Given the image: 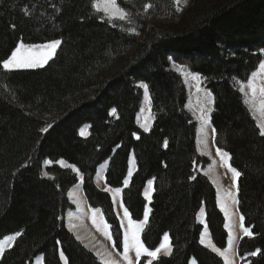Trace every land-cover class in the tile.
<instances>
[{"label": "trees", "instance_id": "16d2710c", "mask_svg": "<svg viewBox=\"0 0 264 264\" xmlns=\"http://www.w3.org/2000/svg\"><path fill=\"white\" fill-rule=\"evenodd\" d=\"M94 1L0 0V241L20 234L0 264H33L38 257L63 264L61 253L68 264H100L66 227L78 175L61 162L83 175L88 202L103 211L120 250L112 199L94 179L109 162L107 185L123 187L133 153L137 171L123 192L124 205L142 220L144 191L153 181L142 240L150 251L166 234L172 244L171 255L154 264H224L201 244L202 209L216 247L226 248L228 234L216 190L200 173L209 162L198 152V124L170 60L200 75L214 97L215 143L240 172L239 210L254 233L239 244L241 264H264V136L236 87L264 58V0H194L182 14L176 0H119L144 26L140 38L104 20ZM54 40L62 45L45 68L2 70L20 43ZM140 84L151 93L148 133L137 123ZM85 126L88 138L79 134Z\"/></svg>", "mask_w": 264, "mask_h": 264}, {"label": "rangeland", "instance_id": "374dc122", "mask_svg": "<svg viewBox=\"0 0 264 264\" xmlns=\"http://www.w3.org/2000/svg\"><path fill=\"white\" fill-rule=\"evenodd\" d=\"M170 1L173 3L175 0H170ZM193 1L194 0H179V4H177V2L175 1L177 5L175 6V8L180 12V14H182L184 11L188 10V8L192 6ZM117 4L120 8H122L119 4V0H117ZM122 9L126 13L125 19L120 20L114 18L111 21H109L107 15L103 11L98 12L96 8H94V10H96L99 14H101L103 19L106 20L107 22L115 24L117 26L121 25V27L127 30L129 33H132L137 38H140L142 35L141 30H143L144 26L139 24L137 20L132 15H130L131 13H128L124 8ZM155 18L157 17L156 16L152 17L148 21V24H152V22H155ZM46 44H35V45L24 44V45L26 47L31 46L30 48H28V52L38 51L40 53H43L44 51H46V49L40 46ZM61 45L62 43L57 47L52 58L49 59L48 62L44 64L42 67L16 68L11 70H6L2 66V70L5 73H11L15 71H32V70L42 69L56 58L61 48ZM170 62H171L172 70L183 78L184 83L188 89V104L186 109L198 124V147H199L198 151L200 156L206 158L209 162L208 165H206L204 168L201 169L200 173L204 175L208 180H210L211 181L210 183L216 189L219 210L225 217L226 228L229 233L228 245H227V249L225 250V254H226L225 257L229 259L230 264H234V262L229 257L239 259L238 245H239V241L243 237V236L241 237V233L243 231L240 227L241 221L239 220L241 214L239 211V201H238V183H237L238 177L233 178V174L231 171V169H233L231 165L232 161L229 154L227 153L226 157L217 154L218 148L215 143V132L213 133L212 131L213 130L212 115H213V107H214V98L212 94L205 89L204 80L200 75L192 73L188 67L179 64L177 62H174L173 60H170ZM258 77L260 80V84L264 85V73H260ZM254 83L257 87L258 81H254ZM240 86H241L240 82H237L236 87L240 89ZM140 88L143 91V99H142L141 110L138 116L137 123L139 127L142 129V131L148 133L152 129L153 117H154L151 109L152 107L151 95L147 87V98H146L145 89L142 87ZM257 96H258V100H257L258 105L261 106V101L264 100V97H262L259 93ZM245 98L246 100L252 102V100L255 97H253L251 93V95H246ZM252 104L254 105L255 107L254 109L256 111L248 107L249 105L247 106V108L250 111V113L253 115V117L258 122H260V113H259L258 105L255 102H252ZM201 116H203L207 120V124L204 125L203 127L200 119ZM54 119L55 117L54 118L51 117V118H47L46 121L48 122V124H50ZM145 124L148 127L147 131H145V128L142 127V125ZM79 134L83 138H88L90 136L89 127L85 126L84 128H82ZM222 152L226 153L224 151ZM59 164L64 169L70 168L67 163L61 162ZM47 165H49V163H47ZM108 165L109 162H106L102 164V166L98 169L96 180L94 179V184L101 192L103 191L107 192L112 198V202L114 205V212L119 220L122 231L121 249L120 251L117 252L119 256L111 257V258L108 257V255L111 256L112 254L111 247L113 248V250L115 248L117 249L114 242L112 228L108 224L103 211L101 209L93 208L88 204L83 189L82 178L71 192V199L74 207L66 214L68 228L70 229L71 233H73L75 239L78 242H80L86 250L90 251L96 258H98V262L100 264H102L103 261H114L115 264H129V260L132 261V264H147L150 258L146 256H141L139 260H137L134 249L128 252L129 260H125L123 243H124L125 234L127 233L130 236L132 231L134 230V226L139 224L143 225L142 229L138 233L139 238L143 243L142 240L143 231L148 223V219L151 213L150 204L153 195V182H150L147 188L145 189L146 191L144 194V200L146 202V206H145L143 218L140 221L134 220L130 215L129 211H128L129 213L128 216H125L124 214L125 205L123 203V192L125 189L129 187L131 179L136 171L135 155L132 154L130 158L129 173L125 180L124 186L121 188L114 189L106 185L105 181H106V171L108 169ZM229 192H231L232 195L235 197L234 200L232 199V197L226 195ZM145 214L147 215L146 220H145ZM129 220L133 222L132 226L129 225ZM242 223L244 226V221ZM108 235L111 236V239L108 238ZM12 243H13V239H10V237H6L2 241H0V258L3 255V253L11 247ZM162 243H165L164 238L162 240ZM167 243H169L171 246L170 238ZM161 253H163V250L161 251ZM161 253L158 254V258L162 257V255H166ZM213 253L217 254L216 252ZM156 260H153L152 264H154ZM33 264H44V258L38 257ZM64 264H67L65 260H64ZM190 264H196V262L192 260Z\"/></svg>", "mask_w": 264, "mask_h": 264}, {"label": "snow or ice", "instance_id": "6c2138e0", "mask_svg": "<svg viewBox=\"0 0 264 264\" xmlns=\"http://www.w3.org/2000/svg\"><path fill=\"white\" fill-rule=\"evenodd\" d=\"M177 4H179V0H176ZM96 10L103 11L109 21L112 19H120L123 20L125 19L126 13L123 11L122 8H120L117 4V0H97V2L93 3L92 5ZM146 8L150 7V5H145ZM61 44L60 40H54L46 45H42L40 47L46 49L43 53L40 52H28V48L31 46H25L23 43L19 44V46L11 53V56L8 59H5L2 61V66L6 70H11V69H16V68H36V67H42L44 64L48 62L49 59L52 58L53 54L55 53L57 47ZM259 69L261 73H264V61H261L259 64ZM260 73L258 72H253L252 73V78L254 79L257 77ZM253 79H250L248 81V87L251 88L252 95L255 97L257 93V87L253 83ZM140 87L145 89V97L147 98V85L141 84ZM244 87L241 86L240 91L244 92ZM259 94L264 97V86L259 88ZM245 103H248V100H245ZM203 111V110H202ZM113 114L115 113V109L112 110ZM201 122H202V127L207 124V120L201 116ZM142 127L145 128V131L148 130L147 125H142ZM259 128V134L261 136H264V100L261 101V108H260V122L258 124ZM42 131H47V128L42 129ZM213 133L215 132V129L212 130ZM83 134V133H81ZM166 146V142H165ZM217 154L221 155L223 157L227 156V153H223L220 149H217ZM47 163V162H46ZM69 167H73L69 165ZM230 167V166H229ZM74 171H78L73 167ZM233 178L239 177L240 172L237 171L236 169H231ZM47 175V173H45ZM127 182V181H126ZM119 191V190H117ZM227 196L232 197L234 200L235 197L232 195L231 192L226 194ZM123 206V205H121ZM124 214L125 216H128V209L125 207L124 208ZM147 219V215L145 214V220ZM239 220L241 221L240 227L243 231V234L245 236H248L249 238L253 237L254 233L251 231L249 227H244L243 226V220L244 217L241 215L239 217ZM129 225L132 226L133 222L129 220ZM143 225H135L134 230L132 231L131 235L129 236L127 233L125 234L124 237V243H123V248H124V259L129 260L128 257V252L132 249L135 250L136 254V259L139 260L141 256H146L150 258L147 262V264H152L153 260H156L158 258V254L161 253L163 250L165 254H170L171 246L168 242L169 237L167 235L164 236V241L165 243H162L159 247H157L155 250L150 251L147 247L144 246V244L141 242L139 238V231L142 229ZM107 228V225H106ZM17 235H20L17 233ZM15 237H10V239H14ZM108 238L111 239V236L108 235ZM203 243V240H201ZM213 252H217L222 256H225L226 254L224 252H221L219 248H216L215 246L212 247L211 249ZM252 255H257V252L251 253ZM61 258H63V254L61 253ZM102 264H115L114 261H103ZM129 264H132V261L129 260Z\"/></svg>", "mask_w": 264, "mask_h": 264}, {"label": "crops", "instance_id": "0c3cea01", "mask_svg": "<svg viewBox=\"0 0 264 264\" xmlns=\"http://www.w3.org/2000/svg\"><path fill=\"white\" fill-rule=\"evenodd\" d=\"M258 73H261L260 72V70L258 71ZM260 75V74H259ZM258 75V76H259ZM255 77L254 79L253 78H251V79H253V83H254V81H258V86H257V93H256V95H255V98L252 100V102H255V103H257V105H258V102H257V100H258V93H259V88L260 87H262V86H264L263 84H260V80H259V77ZM255 84V83H254ZM241 86H243L244 87V92H242V94H243V96H244V98H245V96L246 95H251V93H252V91H251V89L248 87V83H245V84H240ZM241 86H240V88H241ZM245 100H246V98H245ZM252 102L251 101H248V104H246L248 107H250L251 109H253L254 111H256L254 108V105L252 104ZM249 108V109H250ZM258 108H259V113H260V108H261V106L260 105H258ZM258 122V121H257ZM258 124H259V122H258ZM87 127H89V126H87ZM84 128V127H83ZM197 139H198V128H197ZM199 148V147H198ZM97 176V175H96ZM95 180H96V178H95ZM107 185V184H106ZM83 189H84V184H83ZM72 191V190H71ZM84 193H85V191H84ZM86 195V194H85ZM200 222L204 225V230H203V233H202V239L201 240H203V245L206 247V248H209L210 250L212 249V247L213 246H215V244H214V242H213V240H212V238H211V236H210V234H209V232H208V230L205 228L206 227V218H205V212H201V214H200ZM242 236H245L244 234H243V232L241 233V237ZM110 243V242H109ZM111 244V243H110ZM216 247V246H215ZM217 248V247H216ZM171 250H172V247H171ZM171 250H170V252H171ZM111 251H112V254H111V256H109L108 255V257L109 258H111V257H118L119 256V254L117 253L118 252V250L115 248L114 250H113V248L111 247ZM222 252V251H221ZM224 253H225V251H223ZM217 253V252H216ZM161 254H165V252L163 251V253H161ZM217 254H219V253H217ZM166 255H168V254H166ZM220 255V254H219ZM222 258H223V260H224V264H230V261H229V259L227 258V257H225V256H222V255H220ZM233 262H234V264H240V259H238V258H233V257H229Z\"/></svg>", "mask_w": 264, "mask_h": 264}, {"label": "bare ground", "instance_id": "6f19581e", "mask_svg": "<svg viewBox=\"0 0 264 264\" xmlns=\"http://www.w3.org/2000/svg\"><path fill=\"white\" fill-rule=\"evenodd\" d=\"M108 168H109V165H108ZM108 170V169H107ZM106 173H107V171H106ZM96 178V177H95ZM107 184V183H106ZM85 191V190H84ZM67 214V213H66Z\"/></svg>", "mask_w": 264, "mask_h": 264}]
</instances>
